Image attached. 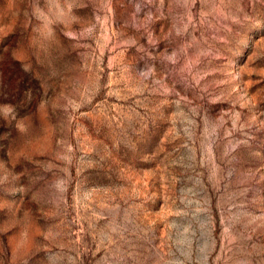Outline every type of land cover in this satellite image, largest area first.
I'll return each instance as SVG.
<instances>
[{"label": "rangeland", "instance_id": "obj_1", "mask_svg": "<svg viewBox=\"0 0 264 264\" xmlns=\"http://www.w3.org/2000/svg\"><path fill=\"white\" fill-rule=\"evenodd\" d=\"M0 264H264V0H0Z\"/></svg>", "mask_w": 264, "mask_h": 264}]
</instances>
